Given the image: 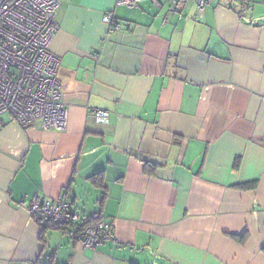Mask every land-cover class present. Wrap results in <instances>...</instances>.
Returning <instances> with one entry per match:
<instances>
[{
	"label": "crops",
	"instance_id": "obj_1",
	"mask_svg": "<svg viewBox=\"0 0 264 264\" xmlns=\"http://www.w3.org/2000/svg\"><path fill=\"white\" fill-rule=\"evenodd\" d=\"M57 1L67 124L2 116L0 264H264V0ZM34 194L114 240L43 231Z\"/></svg>",
	"mask_w": 264,
	"mask_h": 264
},
{
	"label": "built area",
	"instance_id": "obj_2",
	"mask_svg": "<svg viewBox=\"0 0 264 264\" xmlns=\"http://www.w3.org/2000/svg\"><path fill=\"white\" fill-rule=\"evenodd\" d=\"M140 0H116L117 4L136 7ZM159 5L157 0H151ZM191 0H169L174 11ZM199 11L210 0H193ZM57 0H0V127L8 114L19 126L39 124L42 129L64 130L67 124L66 105L56 77L58 58L49 44L57 32ZM109 25H116L114 16H104ZM95 120L103 122L108 111L92 110ZM20 206L40 223L50 222L65 229L71 240L82 247L95 249L114 240L113 225L96 218L82 219L73 210L66 196L41 198L34 194Z\"/></svg>",
	"mask_w": 264,
	"mask_h": 264
},
{
	"label": "trees",
	"instance_id": "obj_3",
	"mask_svg": "<svg viewBox=\"0 0 264 264\" xmlns=\"http://www.w3.org/2000/svg\"><path fill=\"white\" fill-rule=\"evenodd\" d=\"M152 168H153V165L146 164V169H152ZM242 187H244V188L254 187V183L244 184V185H242ZM95 219H92L90 222H92ZM38 224L40 225V227L42 228L43 231L46 230V229H48V228H57V229H62V230H65L66 229V228H64L62 226H58V225L53 224V223H50V222H43V223L38 222Z\"/></svg>",
	"mask_w": 264,
	"mask_h": 264
}]
</instances>
